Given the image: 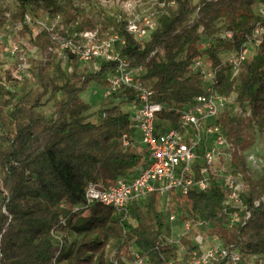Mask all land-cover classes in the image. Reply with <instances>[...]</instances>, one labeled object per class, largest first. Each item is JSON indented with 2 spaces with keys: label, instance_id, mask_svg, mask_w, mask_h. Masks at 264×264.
<instances>
[{
  "label": "trees",
  "instance_id": "16d2710c",
  "mask_svg": "<svg viewBox=\"0 0 264 264\" xmlns=\"http://www.w3.org/2000/svg\"><path fill=\"white\" fill-rule=\"evenodd\" d=\"M156 1L162 5L157 7L161 13L158 26L143 44L127 32L125 20L109 16L102 9L87 10L76 5L74 0H20V20L26 12V3H41L48 13L59 17L62 33L67 38L88 31H97L100 39L111 35L121 38L124 44L118 45L120 57L130 66L145 68L142 85L153 90L152 102L165 107L157 115V127H176L180 110L204 93L202 78L191 66L205 56L216 71L214 90L221 95L233 92L239 108L250 111L253 126L264 134V36L255 54L242 62L237 75H233L230 66L222 63L219 57L220 53L240 49L262 21L249 10L257 0H216L226 4V30L233 36L232 39H218L206 49L199 43L198 19L186 22L195 9L210 12L218 8L215 2L200 0L190 8L188 0ZM29 31L28 27L23 28L24 33ZM31 37L34 46L39 48H44V40L51 41L42 31ZM117 65V62H101L96 72L70 76L56 65L60 76L57 83L50 77L49 67L40 63L34 74L41 93L35 98L21 96L15 102L11 100L16 99L17 94L0 86V97H10L3 101V108L12 107L9 116L12 129L5 132L0 126V142L6 144L5 149L0 147V171L7 192L3 199L4 213L0 215V264H54L52 259L57 247L51 234L53 228L65 235L56 257L57 264H126L134 260V249L147 264L176 261V250L162 238L164 215L159 210L161 198L158 194L152 193L144 205H130L126 211L101 204L88 210H75L84 203L88 183L109 188L119 178L135 174L148 161L146 151H139L136 144L126 147L121 141L124 134L130 138L136 136L130 127L129 107L137 102L133 90L114 95L122 97L128 107L126 111L111 105L103 111L104 117L98 122L86 120L83 115L89 110V104L80 95L91 83H98L105 89L104 76ZM7 80H10V72H7ZM59 94L63 97L54 103L53 116L36 115V109L43 105V97L48 96L47 102H50ZM3 113L1 109L0 123ZM219 119L225 135L234 144L228 135L240 132L243 117H231L225 110ZM236 158L234 165L247 173L243 158ZM170 195L169 205L182 212L184 223L195 218L225 229L227 218L219 213L223 192L216 180H211L205 191L171 192ZM253 199L255 197L249 192L246 203L251 218L233 231V241L228 244L245 255L264 258V199L258 207L253 205ZM103 229L121 236L114 244L112 258L107 255L101 234L85 238L89 231ZM70 232L82 237L69 242L66 237ZM187 260L185 257L184 261Z\"/></svg>",
  "mask_w": 264,
  "mask_h": 264
},
{
  "label": "built area",
  "instance_id": "2783aa9c",
  "mask_svg": "<svg viewBox=\"0 0 264 264\" xmlns=\"http://www.w3.org/2000/svg\"><path fill=\"white\" fill-rule=\"evenodd\" d=\"M173 4V3H171ZM260 21L252 34L242 44L240 49L230 50L225 64L229 65L233 75H237L243 61L254 55L264 36V1L260 3ZM32 15L25 13L22 20L13 23L14 31H22L24 27L30 29L31 36L43 31L40 27L34 29ZM59 19L58 16H56ZM44 26L43 23H39ZM37 26V25H36ZM158 19L155 14L147 15L139 23H126L127 32L139 43L150 39L156 30ZM62 29V26H61ZM37 30V31H36ZM53 31V28L50 30ZM48 32V31H47ZM47 34V33H46ZM53 44L60 48L62 56L67 54L82 63L91 61L117 62L114 69L107 72L104 79L107 83L104 89L105 97L119 95L125 90H133L137 102L129 107L131 114L130 127L134 130L135 138L124 134L122 144L126 147L139 144L147 152L148 161L140 166L137 172L128 177L119 178L109 188L99 183H88L84 193V203L75 208L88 210L95 204L126 211L130 205H144L152 193L158 194L161 204L169 206L171 192L187 194L201 192L209 188L211 180H216L223 192V199L219 213L226 216L225 228L231 231L244 226L251 218V211L246 203L250 192L249 180L246 174L234 165L235 146L227 138L219 119L221 113L235 101V94H218L214 90L216 71L209 67L203 68V62L194 61L191 69L199 73L202 78L203 94L180 110V119L176 127H157V115L164 105L152 102L150 97L153 90L141 83L146 70L143 66H130L120 57L119 46L124 41L117 35L105 39L98 37L97 31L75 34L72 38L63 39L57 33L48 34ZM232 32L226 31L223 39H232ZM22 39L6 35L3 27L0 29V49L4 48L11 63L2 64L0 60V86L8 89L9 83H20L33 78L32 53L36 47ZM52 49V48H50ZM2 55H0L1 59ZM10 72V80H7ZM250 114V111H249ZM104 117V114H102ZM1 132V131H0ZM252 165L256 164L255 157L247 159ZM264 196L253 199L252 203L258 207ZM174 215L169 217L170 221ZM64 224V221H61ZM52 237L56 240L57 250L52 262L56 263L63 245L64 233L54 228ZM134 260L131 264H145V258L133 251ZM180 260V257L177 258ZM264 264V258L258 255H245L233 245L220 240H214L205 250L193 252L192 257L185 264ZM168 264H173L172 262Z\"/></svg>",
  "mask_w": 264,
  "mask_h": 264
},
{
  "label": "rangeland",
  "instance_id": "374dc122",
  "mask_svg": "<svg viewBox=\"0 0 264 264\" xmlns=\"http://www.w3.org/2000/svg\"><path fill=\"white\" fill-rule=\"evenodd\" d=\"M199 1L200 0H188L189 7L193 8L199 3ZM209 1L214 3L216 0ZM74 2L78 6L85 7L87 10L102 9L109 16L125 20L126 23L129 21H136L139 23L144 17L151 14H155L158 19L161 13L157 7H162V5L158 4L156 0H74ZM261 2V0H257L255 4L249 8L252 14L260 15ZM20 4V0H0V29L3 27L6 35L14 37L16 41L18 39H22L24 42L31 43V45L34 46L30 34L24 33L23 30H13V23L19 21L22 14ZM60 4H62L61 1ZM215 4H217L218 8L221 7V9L218 10V8H215L210 12H202L199 9H195L188 16L186 22L191 23L194 19H198L199 43L203 49L208 48L218 39H221L227 31L226 17L228 15V11L224 10L226 4L218 2H215ZM25 6V13H28L33 17L32 19L35 23L34 29L36 28L39 30L37 27H40L43 31H46L49 39L50 36L48 34L50 33H57L61 38L66 39L62 33L59 19L48 13L41 3H26ZM39 23H43L44 26H41ZM52 28L53 31H50ZM44 41V48L34 46L36 47V50L32 53L33 78L30 80L26 79L20 83H9L7 91L16 93L18 96L16 99L11 101L15 102L21 96L35 98L41 93L42 89L37 82V76L34 74L40 63L46 64L49 67V75L54 78L57 83L59 82L58 78L60 76L55 70L56 65L60 68V70L67 71L69 76L73 73H93L99 69L100 62L91 61L88 63H82L73 57H69L64 52V55L62 56L61 54H58V52L61 51L60 48L53 44L52 41ZM0 55H2L0 59L2 60V64L9 65L11 63V59H9L8 55L4 54V48L0 49ZM219 57L222 63H225L227 56L224 53H220ZM198 61L203 62V68L208 69L210 67L205 56L200 58ZM194 70L195 69H192V71ZM82 95V99L89 104V110H87L83 115L86 120L92 122L100 121L102 119L103 111L111 105H117L124 111L128 109L125 103L122 102L121 96L105 97L104 86L98 83H91L89 88L82 93ZM62 97L63 95L59 94L50 102H47L48 96L43 97V105L42 107L36 109V115L44 118L53 116L54 103ZM6 99H10V97L8 95H4L2 98L0 97V110L3 109L4 112V117L0 126L5 132L12 129V124L10 123L9 118L12 107L3 108V101ZM227 113L231 117H243L244 122L240 132L237 135L229 134L228 136L234 142L236 149L234 161L237 159V156H241L243 158L248 169V172L245 174L249 180L250 193L253 197L259 198L262 196L264 189V134H260L253 126L249 110L246 108V110L242 111L235 101L227 107ZM136 146L139 151L143 150L142 146L139 144L136 143ZM0 147L5 149L6 144L0 142ZM251 155L255 157V165H252L247 161L248 157ZM6 193V188L3 183V173L0 171V215L4 213L3 199ZM159 210L164 215V230L162 233L163 241L171 245L176 250L177 258L180 257V260H177L176 258V261L173 264H185L190 260L193 252L198 253L205 250L214 240H220L226 244L232 243L233 241V231L231 230L226 228L223 229L212 223L201 222L195 218H192L189 222L184 223L181 220L182 212L179 209L172 208L170 205L165 206L164 204H160ZM86 214H88V212ZM171 215L175 216L173 221L169 220ZM129 222L136 225V223L130 219ZM98 233L101 234V237L106 244L107 255L109 258H112L114 255V244L117 240L121 239V236L112 235L107 230L103 229L99 232L89 231L85 234V238H91ZM81 237L82 236L80 234L70 232L67 234L66 240L74 242L79 240ZM54 242H56L55 239ZM192 247L193 249L189 250ZM185 257L188 258L187 261H184ZM126 264L131 263L127 262ZM145 264H147V260H145Z\"/></svg>",
  "mask_w": 264,
  "mask_h": 264
},
{
  "label": "crops",
  "instance_id": "0c3cea01",
  "mask_svg": "<svg viewBox=\"0 0 264 264\" xmlns=\"http://www.w3.org/2000/svg\"><path fill=\"white\" fill-rule=\"evenodd\" d=\"M83 93H84V92H83ZM80 97L83 98V95L81 94Z\"/></svg>",
  "mask_w": 264,
  "mask_h": 264
}]
</instances>
